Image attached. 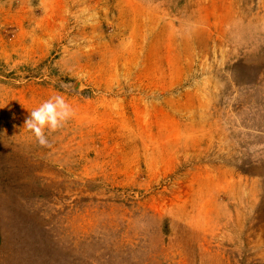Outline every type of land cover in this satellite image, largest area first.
<instances>
[{
	"label": "rangeland",
	"instance_id": "obj_1",
	"mask_svg": "<svg viewBox=\"0 0 264 264\" xmlns=\"http://www.w3.org/2000/svg\"><path fill=\"white\" fill-rule=\"evenodd\" d=\"M0 264H264V0H0Z\"/></svg>",
	"mask_w": 264,
	"mask_h": 264
},
{
	"label": "clouds",
	"instance_id": "obj_2",
	"mask_svg": "<svg viewBox=\"0 0 264 264\" xmlns=\"http://www.w3.org/2000/svg\"><path fill=\"white\" fill-rule=\"evenodd\" d=\"M72 115V108L63 96L56 95L40 103L34 108L24 122L25 128L34 136L40 145H47L45 134L56 131Z\"/></svg>",
	"mask_w": 264,
	"mask_h": 264
}]
</instances>
